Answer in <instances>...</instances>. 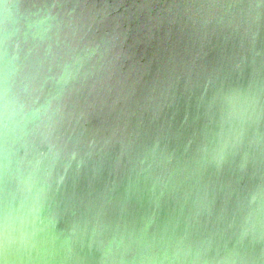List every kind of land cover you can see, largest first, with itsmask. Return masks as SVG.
Segmentation results:
<instances>
[{
    "label": "water",
    "instance_id": "95a60500",
    "mask_svg": "<svg viewBox=\"0 0 264 264\" xmlns=\"http://www.w3.org/2000/svg\"><path fill=\"white\" fill-rule=\"evenodd\" d=\"M6 86L0 264H264V0H0Z\"/></svg>",
    "mask_w": 264,
    "mask_h": 264
},
{
    "label": "clouds",
    "instance_id": "9594fccd",
    "mask_svg": "<svg viewBox=\"0 0 264 264\" xmlns=\"http://www.w3.org/2000/svg\"><path fill=\"white\" fill-rule=\"evenodd\" d=\"M7 5H5V14L2 21L5 33L14 25L15 21L11 19L7 13ZM43 20H36L33 27L39 31L43 26ZM11 68L6 70L5 81L11 75ZM71 75V69L66 67L60 76V80L67 82ZM59 82V81H58ZM40 115L39 109H33L22 101L10 86L0 90V127L3 128L5 135L18 136L27 132L28 125L36 120Z\"/></svg>",
    "mask_w": 264,
    "mask_h": 264
}]
</instances>
